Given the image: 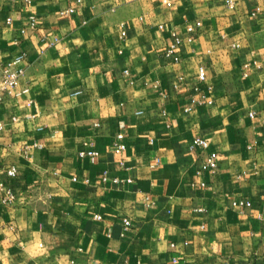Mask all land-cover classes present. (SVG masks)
<instances>
[{
	"label": "crops",
	"instance_id": "crops-1",
	"mask_svg": "<svg viewBox=\"0 0 264 264\" xmlns=\"http://www.w3.org/2000/svg\"><path fill=\"white\" fill-rule=\"evenodd\" d=\"M75 4L0 0V76L20 55L25 69L0 102L17 197L0 190V264H264V0H81L59 16ZM197 87L212 103L186 110Z\"/></svg>",
	"mask_w": 264,
	"mask_h": 264
},
{
	"label": "built area",
	"instance_id": "built-area-1",
	"mask_svg": "<svg viewBox=\"0 0 264 264\" xmlns=\"http://www.w3.org/2000/svg\"><path fill=\"white\" fill-rule=\"evenodd\" d=\"M23 1L27 4L31 2V0H23ZM79 3H81V0H76V4H79ZM226 3L230 7L233 6V0H226ZM76 4L70 5L66 8L59 10L58 12L59 16L73 14L76 10ZM259 12H262L264 14V8L261 7L260 5H257L255 6L254 10L250 14L251 16H254ZM9 20L10 19H8V21ZM196 25H200V22H196ZM30 27L33 29L36 28V21L33 17L30 18ZM122 34L124 35L125 33L122 32ZM171 37H172V42L169 43V45L165 48V55L172 57L174 61H178L180 57L176 55V52L179 50V47L181 46L183 39L175 31H171ZM57 41L58 40L55 39L54 43ZM51 44H53V42ZM22 58H23V55H20L16 57L15 59H13L12 61L2 66L1 76H0V102L2 101V97L4 93L14 94V95L18 93L20 81L25 73V69L19 66V62L21 61ZM197 80L199 82V86L205 82L206 70L204 66L197 67ZM195 89L198 91V93L190 99V103L186 107V110H190L193 106L212 103V98L210 95L201 93V90L199 87ZM21 91L26 92L27 89L23 88ZM249 115L253 116V112H250ZM3 127H4V124L0 122V130L3 129ZM122 138H123L122 133H118L115 137L116 141L113 145V148L116 151H120L123 149V144L121 142ZM194 143L195 145L203 149H206L209 146V141L205 137H202V136L195 138ZM78 155L80 157H95L97 155V152L92 149L91 150L82 149L78 152ZM218 161H219L218 154L216 152H210L207 158L205 159V161L201 164L200 170L214 172L218 167ZM5 173L7 177L13 178L16 176L17 170L14 166H9L8 168H6ZM118 181L119 180H117L116 178L113 179L114 183H117ZM127 182H130V179H128ZM0 190H3L4 192V195L1 197L2 204H5V205L12 204L16 201L17 197L15 193L11 191L10 188H6L3 182H0ZM232 205L233 206H249L250 202H248L247 200L233 201ZM94 218L101 219L99 215H95ZM129 224L130 222L128 219L123 220L124 229H126L129 226ZM263 256H264V253H263ZM224 264H231V262L229 260H226ZM247 264H253V263L249 261Z\"/></svg>",
	"mask_w": 264,
	"mask_h": 264
}]
</instances>
